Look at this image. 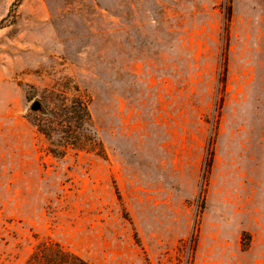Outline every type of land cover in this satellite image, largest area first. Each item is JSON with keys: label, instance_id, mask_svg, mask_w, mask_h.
<instances>
[{"label": "rangeland", "instance_id": "1", "mask_svg": "<svg viewBox=\"0 0 264 264\" xmlns=\"http://www.w3.org/2000/svg\"><path fill=\"white\" fill-rule=\"evenodd\" d=\"M72 96L96 140L55 155L37 127ZM43 240L264 264V0H0V264Z\"/></svg>", "mask_w": 264, "mask_h": 264}, {"label": "trees", "instance_id": "2", "mask_svg": "<svg viewBox=\"0 0 264 264\" xmlns=\"http://www.w3.org/2000/svg\"><path fill=\"white\" fill-rule=\"evenodd\" d=\"M64 103L61 110L43 112V121L47 127H37V131L49 144V152L55 155H61L66 147H75L80 138L86 135L90 134L91 139L96 140V134L91 130L87 100L82 96H72L65 98ZM26 262L27 264H89L49 240L38 242L32 248Z\"/></svg>", "mask_w": 264, "mask_h": 264}, {"label": "water", "instance_id": "3", "mask_svg": "<svg viewBox=\"0 0 264 264\" xmlns=\"http://www.w3.org/2000/svg\"><path fill=\"white\" fill-rule=\"evenodd\" d=\"M30 110L34 112L40 111V104L37 101L32 102Z\"/></svg>", "mask_w": 264, "mask_h": 264}]
</instances>
